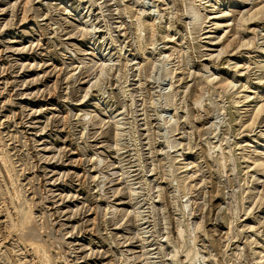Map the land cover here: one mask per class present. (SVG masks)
<instances>
[{
  "label": "rangeland",
  "instance_id": "rangeland-1",
  "mask_svg": "<svg viewBox=\"0 0 264 264\" xmlns=\"http://www.w3.org/2000/svg\"><path fill=\"white\" fill-rule=\"evenodd\" d=\"M194 262L264 264V0H0V264Z\"/></svg>",
  "mask_w": 264,
  "mask_h": 264
},
{
  "label": "bare ground",
  "instance_id": "bare-ground-1",
  "mask_svg": "<svg viewBox=\"0 0 264 264\" xmlns=\"http://www.w3.org/2000/svg\"><path fill=\"white\" fill-rule=\"evenodd\" d=\"M240 19V18H239ZM239 19H238V24H239V26H241V20L239 21ZM104 66H107V64L106 63H104L103 64V68H102V71H101V75L104 73ZM115 124H116V127H117V130H118V133H119V130H121V124L119 123V121L118 120H116L115 121ZM118 133H117V136H119L118 135ZM119 139V138H118ZM134 189L132 188L131 190H130V193H131V196L134 194ZM136 214H137V217H139V214H140V211H138V209L136 210ZM138 220V219H137ZM138 228H139V232H140V234L141 233H143V229L141 228V224H140V222L138 221ZM33 226V225H32ZM31 225L30 226H28V229L30 230V229H33V227H32ZM26 227V226H25ZM25 227H24V229H25ZM23 230V229H22ZM26 230H27V228H26ZM30 231H32V232H34V230H30ZM30 231H28V232H30ZM24 232V231H23ZM35 232H36V230H35ZM145 233V232H144ZM24 234V233H23ZM36 234V233H35ZM27 235V234H26ZM34 237V236H33ZM36 238V237H35ZM35 240V239H34ZM40 240V239H39ZM56 241V240H55ZM35 242V241H34ZM39 241H37L36 243H38ZM142 245H143V248L145 249L146 248V244L143 242L142 243ZM192 264H196L195 262L194 263H192Z\"/></svg>",
  "mask_w": 264,
  "mask_h": 264
}]
</instances>
